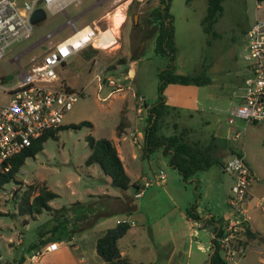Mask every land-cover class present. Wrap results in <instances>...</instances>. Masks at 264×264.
<instances>
[{
  "label": "rangeland",
  "instance_id": "1",
  "mask_svg": "<svg viewBox=\"0 0 264 264\" xmlns=\"http://www.w3.org/2000/svg\"><path fill=\"white\" fill-rule=\"evenodd\" d=\"M82 1L85 0H72L65 11L53 14L45 10L46 18L34 24L32 35L9 45L0 61V77L5 75L2 82L5 86H11L16 83L18 71L10 61L26 50V56L21 59L25 67L29 58L40 56L57 41L70 35L72 29L67 26L56 31L65 23L67 16L75 18L77 28L92 24L100 29H113L114 14L121 9L123 11L124 21L119 28L120 37L116 45L94 52L90 49L78 52L65 65L57 68L59 76L82 94L77 95L72 108L64 114L61 125L47 135L42 148L25 158L15 175L16 181L0 186L1 264H17L16 261L27 254L29 243L36 239L43 227L56 228L55 233L66 227L72 229L76 217L91 211L93 204L98 203L99 197L92 194L104 191L105 184L96 173L97 164L85 165L90 153L86 139L88 136L110 139L124 120L126 123L128 120L124 128V164L132 178L141 173V169L143 173L148 171L147 154L133 144L130 137V132L133 134L135 129L140 97L147 105L159 96L167 97L168 102L177 100L166 116L163 124L165 131L185 130L187 135L192 133L191 139L198 137L203 143L211 142L210 137L214 136L227 150L240 151L253 163L257 171L254 172L252 184L259 179L258 175L264 180V121L248 122L231 114L237 105V95L245 90L244 81L248 76L244 33L262 13L256 8V0H222V13L208 33L203 27L207 0H171L169 11L172 15L174 42L171 54L156 53L154 40L147 42L145 39V17L150 13V24L158 27L151 10L159 5L160 0H91L93 3L87 7L88 3L84 5ZM41 6L44 8L43 4ZM54 30L56 34L52 39L42 41L45 34ZM103 66L106 69L98 70L97 78L94 73L97 67ZM132 66L133 74L128 71ZM169 66L175 74L207 75L209 81L202 85L167 84L165 86H169L168 89H163L160 94L159 73ZM123 96L126 98L124 110ZM5 100L6 96L0 94V102ZM146 120L145 127L148 114ZM81 122L87 123L72 126ZM174 122L175 128L172 126ZM187 127L193 131L190 132ZM235 133H238L237 137ZM131 152L134 158L130 156ZM198 174L201 177L204 174L207 178L205 174L209 173L200 171ZM220 174L224 176L225 182L227 178L230 180L229 174ZM106 178L108 180V176ZM204 179L197 183L196 189L194 183H183L193 194V202L197 199L194 195L196 191L199 193L207 188L208 182ZM43 187L57 194L49 202L52 210L21 214L19 203L24 193L29 192L31 200ZM109 188L115 192V189ZM132 192L133 185L129 189V193ZM218 194L222 197L219 202ZM218 194L212 202H218L219 207L225 209L231 190L224 186L223 192ZM201 205L207 208V201L202 199ZM107 219L110 217L101 216L97 224ZM19 237L23 243L15 245ZM250 245L246 248L248 256L260 255L264 258V243L253 241ZM253 264L264 262L253 261Z\"/></svg>",
  "mask_w": 264,
  "mask_h": 264
},
{
  "label": "crops",
  "instance_id": "2",
  "mask_svg": "<svg viewBox=\"0 0 264 264\" xmlns=\"http://www.w3.org/2000/svg\"><path fill=\"white\" fill-rule=\"evenodd\" d=\"M87 3L88 5H86ZM92 3L93 1L91 2V0L82 1V4L86 5V7ZM64 26L65 23L56 29V31L65 28ZM159 31L160 29H158V35ZM156 41H154L155 47ZM128 71L133 74V66ZM168 87L165 86L164 89H168ZM245 91L246 86L244 92L242 91L237 95V103L243 97ZM158 102H160L158 98L150 105H147L145 102L144 107H142L144 109L141 111L138 110V106L136 108L137 118L134 121L135 129L133 134L130 132V137L132 143L138 145L142 152L146 144L144 137L147 127H145V122L147 121L146 115L149 114V109ZM161 102L164 104L161 109L163 113L157 125V133L161 136H170L177 133V131H165L163 124L166 122V116L171 108L178 101L168 102L167 97H163ZM125 107L126 98L123 96V110ZM146 109H148L147 114H145ZM128 123V120L127 123L124 120L120 128L114 131L115 134L110 140L117 150L124 170L130 179V183L136 184V186H133V192L129 193L130 187L126 190L112 187L115 189V192H112L109 188L111 187L109 178L107 180V176L101 171L100 167L96 168L97 175L104 180L105 184L104 191H97L95 194H92V196L99 197L98 203L93 204L94 206L91 211L82 213L81 218L76 217L75 227L72 230L69 227L65 229L66 235H61V239L55 241L59 243L56 250L47 251L37 261L30 262L28 257L31 251L28 250V245L27 254L21 257L24 258L21 264H105L96 252V241L107 229L123 221H126L130 227L118 240V247L121 255L127 256L133 264L209 263L211 255L217 245H219L218 239L223 235L226 221L232 213L228 202L226 203L227 207L225 209L219 207L218 202L222 197L218 193L220 191L223 192L224 186L231 190L234 178L231 174L223 170V165L230 156L236 153H233L234 150L232 149L227 150V147L218 143L214 136L210 137L211 142L205 141L203 143L198 137H196L197 139H191L190 136L192 133H189V131L187 135L185 130H180L185 134V139L188 142L197 144L204 151H208L211 157L218 161V163H214L207 169L200 170L204 171V173H209L205 174L208 175L207 178L204 174L201 177L198 174L200 171H198L192 177L184 179L179 170L170 163L169 155L171 150H167L166 152L163 147H157L151 153L153 155L150 156L149 154L147 156L148 171L143 173L141 169V173L137 174L135 178H132L124 164L123 155V148L126 147V131L124 128ZM172 126L175 128L176 123L174 122ZM189 129L190 132L193 131L191 128ZM237 152L242 154L243 157L245 156L240 151ZM133 154L131 152L130 156L132 158H134ZM244 160L249 168L250 180L246 197V225L249 226L250 230L257 233V238L249 240V243L246 244L248 248L253 241H261L264 243L262 239L264 238V212L254 205L256 197L264 194V180L258 175L259 179H256V182L252 184L256 169L253 167V163H250L246 157H244ZM214 166L216 168L213 169ZM160 171H163L165 175L162 179L157 177ZM220 173L229 174L231 181H228L227 178V182H225L224 176ZM203 178H205L204 180L207 179V188L199 193L196 191L194 195L197 196V199L193 202V194L188 191L183 183H194V189H196L197 183ZM147 181L150 182V185L142 189L144 183ZM137 193H140V196L136 197ZM216 193L218 194V202L215 204L212 200ZM202 199L205 202L207 201V208L201 205ZM101 216L110 217V219L105 220L102 224H97V219ZM22 243L23 240L21 237H19L17 243L14 242L15 245ZM220 252L222 254L221 249ZM18 260L16 261L17 264H19ZM253 261H257L258 263L264 262V258L260 255L248 256L246 249L245 253L233 262H238L237 264H253Z\"/></svg>",
  "mask_w": 264,
  "mask_h": 264
},
{
  "label": "built area",
  "instance_id": "3",
  "mask_svg": "<svg viewBox=\"0 0 264 264\" xmlns=\"http://www.w3.org/2000/svg\"><path fill=\"white\" fill-rule=\"evenodd\" d=\"M71 1L0 0V61L9 45L32 35L35 23L31 21V14L37 6L43 4L44 9L53 14L65 11ZM256 8L262 10V13L245 35L248 61V76L244 81L246 91L231 112L233 116L248 122L264 121V0H256ZM65 26L70 27L72 33L57 41L40 56L29 58L25 67L21 59L26 56V50L14 56L10 62L16 65L18 71L15 84L5 86L2 82L5 75L0 77V94L6 96L5 102H0V177L10 171L14 156L30 147L45 131L61 125L64 114L72 108L77 95L82 94L59 76L57 68L65 65L72 55L88 48L107 49L116 45L120 37L119 32L112 33L110 28L100 29L92 24L77 28L75 18L69 16ZM55 34L56 31L48 32L42 41L52 39ZM105 69V66L97 67L94 75L99 78L98 70ZM138 100V110L141 111L145 102L143 97ZM223 170L234 178L231 194L227 198L232 213L218 244L222 258L231 263L243 255L247 248L239 241L246 227L249 168L242 154H233L225 161ZM164 176L163 171L157 174L160 179ZM149 185V181L145 182L142 189ZM138 196L140 193L136 194ZM254 205L264 212V194L256 197ZM58 246L59 243L50 242L32 252L28 259L35 262L45 252L54 251Z\"/></svg>",
  "mask_w": 264,
  "mask_h": 264
},
{
  "label": "trees",
  "instance_id": "4",
  "mask_svg": "<svg viewBox=\"0 0 264 264\" xmlns=\"http://www.w3.org/2000/svg\"><path fill=\"white\" fill-rule=\"evenodd\" d=\"M170 1L171 0H160L159 5L151 10V13L160 26L155 47L156 53L171 54L170 50L174 49L172 15L169 11ZM207 4V14L203 20V27L204 31L208 33L211 30L212 25L222 13L223 7L222 0H207ZM88 49L93 52L96 51V49L93 48ZM159 76L161 81L159 85L160 94H162L164 86L167 84L202 85L209 81L207 75L175 74L172 72L170 66L167 70L161 71ZM158 99L160 102L149 109L148 125L144 134L146 144L143 147V153L148 156L150 153L154 152L157 147H163L166 152L167 150H171L169 155L170 163L179 170L184 179H188L198 171L207 169L214 163H218L216 159L211 157L208 151H204L197 144L188 142L185 139V134L181 131L170 136L158 135L157 125L162 116L163 112L161 109L164 105L161 102L162 97L159 96ZM86 123L87 122H81L80 124H73L72 126L78 127L79 125ZM53 130L54 129L45 131L40 138L33 141L30 147L12 158V167L7 174L0 177V186L10 181H16L15 175L24 163L25 158L34 155L39 151L42 148V142L46 139L47 135L53 132ZM86 139L90 147V153L85 160L86 166L97 164L101 171L108 176L109 184L113 188L126 190L131 185L136 186L135 183H130V179L124 170L122 161L110 139L104 137L94 138L92 136H88ZM233 153L240 155L237 151H233ZM56 197L57 194L47 187L41 188L38 194L33 196L31 200V194L25 192L20 198L19 212L21 214H39L44 210L50 211L52 208L49 205V202ZM129 227L130 225L126 223V221L118 222L114 227L107 229L105 233L97 239L95 245L96 252L105 264H133L127 256L121 255L118 247V240L127 232ZM66 228L62 231H56V234L54 232L56 228L51 229L50 227H43L42 230L39 231L40 234H37V238L29 244L28 250L32 253L40 250L50 242L60 240L61 235H66ZM256 238L257 233L250 230L249 226L246 225L242 234V239L239 243L246 245L249 243V240ZM262 239L264 240V238ZM23 261L24 258H21L18 260V263L21 264ZM208 264H228L222 258L219 245H217L215 251L211 255Z\"/></svg>",
  "mask_w": 264,
  "mask_h": 264
},
{
  "label": "flooded vegetation",
  "instance_id": "5",
  "mask_svg": "<svg viewBox=\"0 0 264 264\" xmlns=\"http://www.w3.org/2000/svg\"><path fill=\"white\" fill-rule=\"evenodd\" d=\"M150 13H147L146 17H145V33H146V36H145V39L146 41H150V40H154L156 41L157 39V35H158V29H160V26L158 25V27L155 25V24H150L152 22V17L149 16ZM150 25V27H148ZM249 28L246 29L245 31V35H246V32Z\"/></svg>",
  "mask_w": 264,
  "mask_h": 264
},
{
  "label": "water",
  "instance_id": "6",
  "mask_svg": "<svg viewBox=\"0 0 264 264\" xmlns=\"http://www.w3.org/2000/svg\"><path fill=\"white\" fill-rule=\"evenodd\" d=\"M46 18V11L42 6H37L32 14H31V21L36 23Z\"/></svg>",
  "mask_w": 264,
  "mask_h": 264
},
{
  "label": "bare ground",
  "instance_id": "7",
  "mask_svg": "<svg viewBox=\"0 0 264 264\" xmlns=\"http://www.w3.org/2000/svg\"><path fill=\"white\" fill-rule=\"evenodd\" d=\"M114 28L110 29V31L112 33H118L119 32V28L122 25L123 21H124V14L122 9L119 10L117 13L114 14Z\"/></svg>",
  "mask_w": 264,
  "mask_h": 264
}]
</instances>
